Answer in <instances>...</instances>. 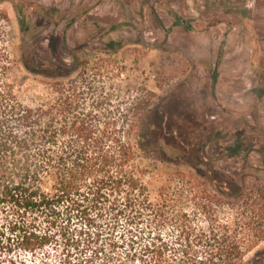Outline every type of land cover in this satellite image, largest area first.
<instances>
[{"label":"trees","instance_id":"1","mask_svg":"<svg viewBox=\"0 0 264 264\" xmlns=\"http://www.w3.org/2000/svg\"><path fill=\"white\" fill-rule=\"evenodd\" d=\"M10 24L0 8V264H246L245 250L264 236L261 202L233 203L236 220L223 223L229 196L200 166L148 161L134 120L151 93L126 101L122 83L77 54L84 47L60 75L25 61L63 77L26 103ZM152 169L171 171L157 193L146 182Z\"/></svg>","mask_w":264,"mask_h":264},{"label":"rangeland","instance_id":"2","mask_svg":"<svg viewBox=\"0 0 264 264\" xmlns=\"http://www.w3.org/2000/svg\"><path fill=\"white\" fill-rule=\"evenodd\" d=\"M0 8L11 19L12 76L26 103L63 78L43 72L74 69L71 52L84 47L77 54L122 83L126 101L151 93L134 120L148 161L200 166L229 196L223 223L235 222L232 204L245 198L259 200L264 217V0H0ZM167 173L151 170L153 193ZM245 260L264 264V236Z\"/></svg>","mask_w":264,"mask_h":264}]
</instances>
